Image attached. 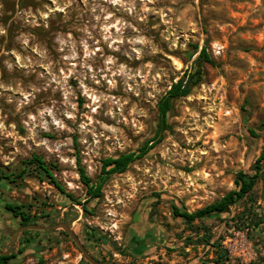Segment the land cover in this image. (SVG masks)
<instances>
[{
    "label": "rangeland",
    "instance_id": "obj_1",
    "mask_svg": "<svg viewBox=\"0 0 264 264\" xmlns=\"http://www.w3.org/2000/svg\"><path fill=\"white\" fill-rule=\"evenodd\" d=\"M204 46L214 64L175 100L164 139L89 198L79 166L96 182L103 158L154 138L159 99ZM263 149L264 0H0V175L37 155L66 190L1 179L0 250L21 227L12 202L69 224L105 264H217L221 250L226 264H264V166L226 213L188 224L173 211L236 188ZM30 230L15 264H91L63 229Z\"/></svg>",
    "mask_w": 264,
    "mask_h": 264
},
{
    "label": "trees",
    "instance_id": "obj_2",
    "mask_svg": "<svg viewBox=\"0 0 264 264\" xmlns=\"http://www.w3.org/2000/svg\"><path fill=\"white\" fill-rule=\"evenodd\" d=\"M204 61L214 64V60L211 54L208 52L206 46L202 47L198 56L194 59L192 67L187 69L184 75L181 76L177 81L173 82L170 88L159 99L157 103L156 134L154 138L146 141L138 151H128L115 156L103 158L99 179L96 182H94L92 177L87 174L86 168L80 165L79 162V172L83 183L87 186L89 198H100L103 195L104 185L111 175L125 172L132 163L144 157L152 148L156 146L157 143L164 139L165 131L170 128L168 118L174 107L175 100L188 96L191 93L193 87L202 80L204 75L202 63ZM263 161L264 149L257 158L256 164L253 168L254 172L250 173L240 170L236 174V188L230 190L221 198L194 211L182 210L179 206L174 205V215L183 218L188 224H192L197 219L203 220L215 213L222 214L228 212L231 206L237 204L239 201L252 194L255 185L263 174ZM23 164L24 167L19 171V173L1 174L0 180L8 179L9 181L14 182L16 181L15 178L18 177L23 178L25 175H36L40 179H49V181L53 182L63 193H66L65 188L58 182L48 163L42 157L34 155L32 159L24 161ZM67 195L72 200L75 199L72 193H67ZM77 203L82 204L85 211L88 210L85 204L86 202L79 201ZM5 207L12 213L14 217L20 219L21 226L28 224H38L39 216L24 210L22 205L6 202ZM30 231L31 230H25L23 234H27ZM20 239L21 238H19V241ZM26 241L30 243L32 240L31 238H26ZM215 245L219 246L220 243L218 242ZM19 251H22V249L20 248ZM226 256V250L219 251L215 262L217 264H226ZM15 257L16 254L13 251L8 255H0V264H15L11 261Z\"/></svg>",
    "mask_w": 264,
    "mask_h": 264
},
{
    "label": "water",
    "instance_id": "obj_3",
    "mask_svg": "<svg viewBox=\"0 0 264 264\" xmlns=\"http://www.w3.org/2000/svg\"><path fill=\"white\" fill-rule=\"evenodd\" d=\"M55 230V229H63L72 239L73 241L79 246L83 253V257L89 261L91 264H105L104 262L98 260L95 258L87 249V247L82 243L77 233L74 231V229L65 222H59L57 224H52L49 226H44L40 224H28L21 226L17 232L15 233L13 239H12V246L9 250H0V255H8L11 253L12 248L19 236V234L25 230Z\"/></svg>",
    "mask_w": 264,
    "mask_h": 264
},
{
    "label": "built area",
    "instance_id": "obj_4",
    "mask_svg": "<svg viewBox=\"0 0 264 264\" xmlns=\"http://www.w3.org/2000/svg\"><path fill=\"white\" fill-rule=\"evenodd\" d=\"M213 51L214 52H220V48L218 46H216V47L213 48Z\"/></svg>",
    "mask_w": 264,
    "mask_h": 264
},
{
    "label": "clouds",
    "instance_id": "obj_5",
    "mask_svg": "<svg viewBox=\"0 0 264 264\" xmlns=\"http://www.w3.org/2000/svg\"><path fill=\"white\" fill-rule=\"evenodd\" d=\"M117 2H119V0H113V3H117Z\"/></svg>",
    "mask_w": 264,
    "mask_h": 264
}]
</instances>
